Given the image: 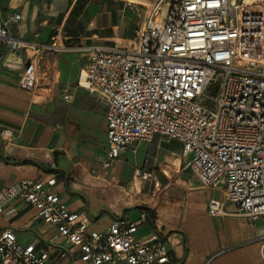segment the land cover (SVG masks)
Listing matches in <instances>:
<instances>
[{"label":"built area","instance_id":"built-area-1","mask_svg":"<svg viewBox=\"0 0 264 264\" xmlns=\"http://www.w3.org/2000/svg\"><path fill=\"white\" fill-rule=\"evenodd\" d=\"M118 1L142 10L134 36L124 44L73 48L17 39L13 28L21 15L4 14L0 7V64L3 47L11 44L15 52L30 49L38 56L87 52L79 86L106 108V166L134 144L155 137L178 141L205 190L221 188L238 216L264 224V0ZM20 84L40 90L36 58L21 73ZM62 98L73 99L70 92ZM1 134L12 138L8 130ZM58 183L52 176L0 189V215L34 209L66 242L60 258L76 248L80 264H174L161 236H138L147 212L89 231L82 215L62 201ZM223 205L210 200L208 211L219 215ZM54 244L53 239L44 246L23 244L14 230H2L0 264H56Z\"/></svg>","mask_w":264,"mask_h":264},{"label":"crops","instance_id":"crops-1","mask_svg":"<svg viewBox=\"0 0 264 264\" xmlns=\"http://www.w3.org/2000/svg\"><path fill=\"white\" fill-rule=\"evenodd\" d=\"M110 1L1 0L0 7L4 14L21 15L13 28L19 40L72 48L124 44L134 36L142 10L118 0L110 7ZM130 12L135 15L133 30L127 25ZM15 50V44L3 47L0 64V189L24 179L55 176L62 201L82 215L89 231H104L119 217L136 220L145 211L148 219L138 236H161L174 264H264L263 222L238 216L221 188L205 190L178 141L167 139L172 144L162 151L154 146L156 156L149 148L162 137L134 144L106 166V108L77 86L87 52L45 51L38 56L30 49ZM34 58L41 88L32 92L21 86L20 75ZM67 92L71 103L62 98ZM3 130L12 138H4ZM140 172L151 177L144 179ZM219 190L221 200L216 198ZM210 200L224 202L219 215L209 213ZM5 229L14 230L23 244L44 246L53 239L56 264H80L76 248L60 258L66 242L34 209L0 215V231Z\"/></svg>","mask_w":264,"mask_h":264},{"label":"rangeland","instance_id":"rangeland-1","mask_svg":"<svg viewBox=\"0 0 264 264\" xmlns=\"http://www.w3.org/2000/svg\"><path fill=\"white\" fill-rule=\"evenodd\" d=\"M1 1V0H0ZM116 1H114V0H111L107 5H110V7L111 6H117V3H115ZM140 10V9H139ZM134 18H135V15H133L131 12L130 13H128V15H127V25L129 24L130 26H132V30L134 29V23H135V21H134ZM132 33V32H131ZM77 86H79V79H78V81H77ZM80 87V86H79ZM80 88H82V87H80ZM88 92V91H87ZM88 94H90L89 92H88ZM93 97V96H92ZM94 98V97H93ZM166 139V140H165ZM170 143L171 142H168V140H167V138H161V139H158V140H156V142H154L153 144H151L150 145V148H149V152L152 154V155H155L156 156V152H158V149H156V147H154V146H158V147H160L159 148V150H161L162 151V148H170ZM172 144V143H171ZM153 150L155 151V153H152L153 152ZM143 172H141V174H142ZM216 198L218 199V200H221L222 199V194H221V191L219 190V191H217V193H216Z\"/></svg>","mask_w":264,"mask_h":264}]
</instances>
